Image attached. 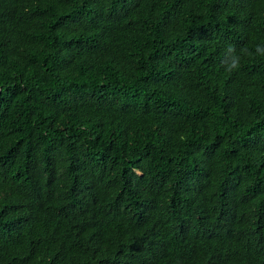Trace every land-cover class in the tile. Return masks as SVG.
Masks as SVG:
<instances>
[{
  "label": "trees",
  "instance_id": "1",
  "mask_svg": "<svg viewBox=\"0 0 264 264\" xmlns=\"http://www.w3.org/2000/svg\"><path fill=\"white\" fill-rule=\"evenodd\" d=\"M257 45L264 0H0V264H264Z\"/></svg>",
  "mask_w": 264,
  "mask_h": 264
},
{
  "label": "clouds",
  "instance_id": "2",
  "mask_svg": "<svg viewBox=\"0 0 264 264\" xmlns=\"http://www.w3.org/2000/svg\"><path fill=\"white\" fill-rule=\"evenodd\" d=\"M226 50L229 52L234 53L232 59L230 62L226 63L225 60L222 61L223 64H226V71L233 72L240 68L241 66V56L236 54V47L235 45L228 44L226 47ZM241 52L246 53L248 55H251V53H248L247 49H241ZM255 52L260 55H264V46L257 45L255 48Z\"/></svg>",
  "mask_w": 264,
  "mask_h": 264
}]
</instances>
